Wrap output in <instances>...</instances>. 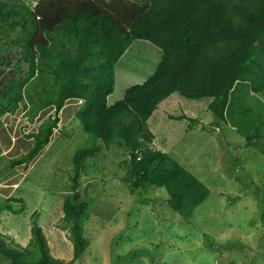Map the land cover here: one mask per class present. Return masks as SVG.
<instances>
[{
  "label": "trees",
  "instance_id": "16d2710c",
  "mask_svg": "<svg viewBox=\"0 0 264 264\" xmlns=\"http://www.w3.org/2000/svg\"><path fill=\"white\" fill-rule=\"evenodd\" d=\"M16 27L18 36L0 46V56L16 47L27 71L21 80L11 77L4 85L0 118L19 107L30 122L47 108L53 114L26 134L31 146L11 159V167L28 166L49 144L70 99L82 101L74 116L95 140L73 154L72 194L62 202L70 261L80 259L89 245L83 225L90 212L78 191V178L85 161L100 151L97 140L105 149L114 143L122 146L128 157L122 180L130 193L164 188L168 207L188 218L209 190L167 153L146 147L154 139L147 125L153 111L173 93L209 98L210 126L226 122L235 84L247 83L251 93L264 99V0H39L33 8L0 0V41ZM135 41L156 47L159 59L146 79L108 105L115 67ZM260 127L244 138L245 146L264 139ZM30 234L24 247L7 243L0 234V257L6 264H70L50 255L39 227Z\"/></svg>",
  "mask_w": 264,
  "mask_h": 264
},
{
  "label": "rangeland",
  "instance_id": "374dc122",
  "mask_svg": "<svg viewBox=\"0 0 264 264\" xmlns=\"http://www.w3.org/2000/svg\"><path fill=\"white\" fill-rule=\"evenodd\" d=\"M3 1L33 8L39 0ZM18 33L19 27L7 31L0 46ZM17 51L11 46L0 56V97L11 77L21 80L27 71ZM159 52L145 41L129 47L115 67L108 105L151 74ZM232 90L225 123L207 125L214 122L207 110L209 98L186 99L178 93L161 101L147 121L154 139L146 147L167 153L209 190L188 218L168 207L164 188L150 186L130 193L122 180L128 160L122 146L114 143L105 149L96 141L101 149L85 161L78 178V191L90 212L83 225L89 245L75 261H70L72 245L62 222V202L72 194L73 154L95 141L74 116L82 101L66 102L49 144L26 167H11L10 161L28 151L32 142L26 134L35 132L53 108L41 111L32 122L21 107L4 115L0 234L7 243L24 247L32 227H39L50 255L70 264H264L259 210L264 203V139L244 145L258 124L264 138V99L252 94L247 83L239 82ZM181 115L186 119H175ZM0 264H6L1 257Z\"/></svg>",
  "mask_w": 264,
  "mask_h": 264
},
{
  "label": "crops",
  "instance_id": "0c3cea01",
  "mask_svg": "<svg viewBox=\"0 0 264 264\" xmlns=\"http://www.w3.org/2000/svg\"><path fill=\"white\" fill-rule=\"evenodd\" d=\"M236 85V84H235ZM234 88H235V86H234ZM233 93V90L230 92V95H229V103H230V96H231V94ZM253 94V93H252ZM230 105V104H229ZM228 105V106H229Z\"/></svg>",
  "mask_w": 264,
  "mask_h": 264
}]
</instances>
